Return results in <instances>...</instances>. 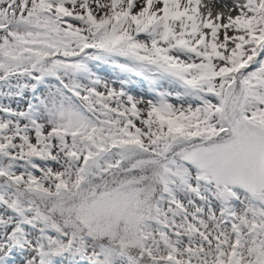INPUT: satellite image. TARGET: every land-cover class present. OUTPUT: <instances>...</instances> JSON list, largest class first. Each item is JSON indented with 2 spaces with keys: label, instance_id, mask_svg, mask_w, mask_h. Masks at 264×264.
I'll return each mask as SVG.
<instances>
[{
  "label": "snow or ice",
  "instance_id": "obj_1",
  "mask_svg": "<svg viewBox=\"0 0 264 264\" xmlns=\"http://www.w3.org/2000/svg\"><path fill=\"white\" fill-rule=\"evenodd\" d=\"M220 6L0 0V264H264V0Z\"/></svg>",
  "mask_w": 264,
  "mask_h": 264
},
{
  "label": "rangeland",
  "instance_id": "obj_2",
  "mask_svg": "<svg viewBox=\"0 0 264 264\" xmlns=\"http://www.w3.org/2000/svg\"><path fill=\"white\" fill-rule=\"evenodd\" d=\"M209 2L212 4V1L211 0ZM103 74L107 75V73H103ZM134 87H135L136 93H140V92H143L144 91V88L141 87L139 84L135 85Z\"/></svg>",
  "mask_w": 264,
  "mask_h": 264
},
{
  "label": "bare ground",
  "instance_id": "obj_3",
  "mask_svg": "<svg viewBox=\"0 0 264 264\" xmlns=\"http://www.w3.org/2000/svg\"><path fill=\"white\" fill-rule=\"evenodd\" d=\"M202 1H203V0H202ZM219 2H220V3H228V4H231V0H219ZM206 11H207V10H205V12H206ZM216 12H217V11H214V10H213V15H215Z\"/></svg>",
  "mask_w": 264,
  "mask_h": 264
}]
</instances>
